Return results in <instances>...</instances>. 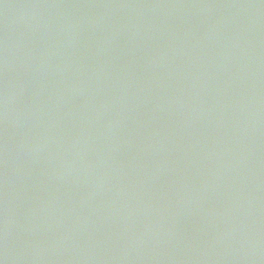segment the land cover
I'll return each mask as SVG.
<instances>
[{
    "label": "water",
    "instance_id": "95a60500",
    "mask_svg": "<svg viewBox=\"0 0 264 264\" xmlns=\"http://www.w3.org/2000/svg\"><path fill=\"white\" fill-rule=\"evenodd\" d=\"M0 264H264V0H0Z\"/></svg>",
    "mask_w": 264,
    "mask_h": 264
}]
</instances>
